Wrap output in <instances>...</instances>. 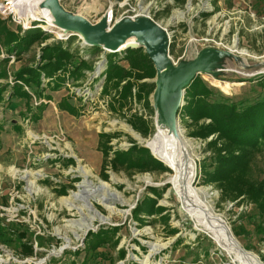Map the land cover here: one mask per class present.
Wrapping results in <instances>:
<instances>
[{
    "label": "rangeland",
    "instance_id": "rangeland-1",
    "mask_svg": "<svg viewBox=\"0 0 264 264\" xmlns=\"http://www.w3.org/2000/svg\"><path fill=\"white\" fill-rule=\"evenodd\" d=\"M93 1L61 0V3L93 21L106 3L100 2L103 6L99 10L93 7ZM148 1L142 0L138 8L147 7L154 19L167 28L174 61L194 63L197 54L209 48L242 52L249 64L264 59V0H154L156 6L165 4L158 10L148 5ZM115 10L117 15L121 13ZM0 20L20 37L32 31L47 34L41 41L25 45L20 52L16 47L8 53L0 48V58H8L7 77L0 79V84L7 86L0 102V227L9 240V244L0 242V264H237L218 241L198 227L187 208L182 207L186 213L182 210L170 184L164 186L163 181L171 173L167 167L168 171L158 173L113 170L108 166L103 176L102 154L97 149L99 132L119 133L111 140L114 149L129 147L130 138L143 145L151 133L144 137L131 127L127 117L132 113H142L149 119L152 131L151 112L142 103L133 101L121 109L111 94L101 92L108 55L104 57L101 51L84 46L76 36L63 39L49 23L24 28L8 17L0 15ZM58 41L72 61L92 60L94 68L85 71L78 81H66L57 88L55 74L47 76L40 72L36 88L42 89V94L37 96L34 87L14 78V71L18 66L36 67L42 49ZM123 54H116L115 59L127 68ZM210 68L218 80L210 83L211 76H198L212 89L211 98L222 95L236 101L264 97V85L258 84L264 76L233 80L245 76L231 70H241L233 59L219 55ZM15 83L29 92L30 109L25 98L7 99ZM62 101L76 112L58 107ZM181 109L179 125L197 167L194 187L206 189L205 199L213 210L231 229L238 230L236 239L264 264V240L260 239L258 228L262 218L253 203L242 197L223 198L214 183H203L202 162L211 161V149L206 143L216 135L204 139L189 135V127L183 123L189 118L181 115ZM202 122L208 123L209 119L199 121ZM82 166L92 171L85 177L91 187L106 183V187H98L90 194V204L71 195L79 190L84 178ZM252 171L255 178L264 176L263 156L254 161ZM102 195L110 198L101 201ZM144 195L154 198L156 206H163L164 210L135 216L132 211ZM90 222V228L86 229ZM108 226L114 230L107 232L109 240H104L102 246L93 247L97 237L85 244L89 231L97 232ZM171 228L176 229L174 233ZM28 246L32 252L24 255L22 250Z\"/></svg>",
    "mask_w": 264,
    "mask_h": 264
},
{
    "label": "trees",
    "instance_id": "trees-1",
    "mask_svg": "<svg viewBox=\"0 0 264 264\" xmlns=\"http://www.w3.org/2000/svg\"><path fill=\"white\" fill-rule=\"evenodd\" d=\"M41 33L32 31L20 37L18 32L10 30L0 20V48L8 53L16 47L20 52L28 43L35 40L41 41L47 37V34ZM62 44L58 41L53 46L44 47L38 65L36 67H16L14 78L31 88L34 87V93L40 96L42 89L36 88L40 84V72L47 76L55 74V88H57L66 81L76 82L85 76V71L93 70L92 60L72 61L70 53L62 48ZM115 57L117 56H107V66L104 73L102 72L104 77L101 92L111 94L121 109L125 104L136 101L142 103L147 111L151 112L148 100L152 89V83L148 79L154 76L151 62L144 55L142 49H127L124 52L122 59L127 62V68L119 64V60H116ZM7 62V57L0 58V79L7 77L5 68ZM258 84L263 86L264 79ZM6 87V84H0V102L3 100V92ZM212 92V89L203 83L199 76L196 77L185 91V103L181 109V115L189 118V121L183 120L185 126L189 127V135L202 139L212 134L216 135L206 143V146L211 149V161L210 163L202 162V181L204 184L214 183L219 187L223 198L236 200L242 197L253 203L262 218L258 228L262 234L260 239L264 240V176L255 178L252 174L254 161L259 156L264 158V97L233 101L222 95L211 98ZM12 98H25L27 109H30L27 102L29 92L24 89L22 84L15 83L11 86L7 99ZM110 106L113 108L112 105ZM58 107L70 113L76 112V109L65 101L60 102ZM36 116L34 115L33 118L36 119ZM202 119H209V122L199 123ZM127 122L144 137L151 133L149 119L145 118L142 113L130 114L127 117ZM118 136L117 132L101 131L98 133L97 149L102 154L101 171L104 172L103 176H106L104 169L108 166L113 170L157 171L158 173L168 171L166 166L156 159L147 147L138 145L132 138H130L129 147L114 149L111 140ZM150 190L160 194L154 188ZM163 210V206H156L154 198L144 195L132 212L137 216L141 212L151 214L161 213ZM164 217L166 219V216ZM1 228L0 242L9 244L7 234L2 232ZM112 230L114 227L108 226L99 228L97 232L89 231L85 244L90 238L97 237L93 247L102 246L104 240H109L107 232H112ZM175 230V228L170 229L173 233ZM232 231L235 236L240 234L237 229L233 228ZM31 252L32 249L29 246L22 250L24 255H29ZM123 255V253L120 254L121 258Z\"/></svg>",
    "mask_w": 264,
    "mask_h": 264
},
{
    "label": "water",
    "instance_id": "water-1",
    "mask_svg": "<svg viewBox=\"0 0 264 264\" xmlns=\"http://www.w3.org/2000/svg\"><path fill=\"white\" fill-rule=\"evenodd\" d=\"M105 2L106 3L100 10L97 19L93 21L77 10L68 9L61 3V0H37L32 6V10L34 14L42 20V23L55 22L57 26L49 28L58 30L63 38L76 36L84 46L95 51H101L104 57L107 55L120 54L127 49H142V52L154 68V77L150 80L152 83V89L148 97L152 118V131L150 137H154L156 131L154 123L156 109L152 97L158 86L157 77L159 64H161L163 60L165 61L163 62L167 67L165 76L170 77L173 75L176 78L178 87V96L173 102L169 120L175 136L180 140L181 158L184 162L185 173V178H183L181 182L185 187L187 181L190 179L191 181L189 184L193 185L197 167L190 154L187 140H183V133L178 118V113L183 105L184 94L189 83L198 75L203 77V74L211 76L210 80H208L210 83L218 80L214 77V70L210 68V65L219 55L233 59L237 66L241 68V70L231 69L233 72L245 75L236 76L233 79L235 81L254 80L263 77L264 59L249 64L242 52H237L229 48H209L201 50L197 54V61L194 63L183 62L181 59L174 61L170 55V37L167 28L157 22L153 15L144 10H140L139 8L135 11L123 10L117 15L115 12L114 0H105ZM145 24L146 26L158 30L163 37L162 40L154 42L152 36L144 29ZM138 36L140 37L139 41L135 40ZM261 66H263L262 70L259 69L258 71L254 70L252 72L251 69ZM143 146L147 147L150 153L170 170L171 173L169 175L173 173L171 170L173 168L155 156L146 143H144ZM190 158L192 160V165H190ZM176 173L178 174V170L175 174ZM169 175L163 181V184H165L164 186L170 184V191L174 192L181 208H190V203L187 201L184 203V196L178 197L173 190L172 184L168 179ZM182 210L186 213L183 208ZM217 219L219 224L227 230L228 235L236 238L224 218L220 215L217 216ZM240 249L245 253H252L244 247H241ZM260 262L263 264L261 260Z\"/></svg>",
    "mask_w": 264,
    "mask_h": 264
},
{
    "label": "bare ground",
    "instance_id": "bare-ground-1",
    "mask_svg": "<svg viewBox=\"0 0 264 264\" xmlns=\"http://www.w3.org/2000/svg\"><path fill=\"white\" fill-rule=\"evenodd\" d=\"M37 1V0H36ZM36 1L34 0H17V3L23 6H33ZM51 26H57L55 22H49ZM144 29L152 36L154 42H159L162 40L161 33L153 27L144 25ZM135 40L139 41L138 36ZM163 62H165L163 60ZM159 64L158 71V86L153 94V103L156 109L155 115V127L156 131L154 137L145 140L152 153L169 165L173 171L169 175V181L172 184L173 189L177 193L178 197L184 196V203L187 201L191 204L190 208H187L189 215L194 219L195 223L200 229L205 231L210 237L218 241L224 249L232 256L237 264H262L260 260L254 255V253H245L240 248L243 247L241 243L235 238L228 235L227 230H225L218 222L217 216H219L212 208V206L205 199L207 196V191L205 188H196L189 184L190 179L187 181L186 186L182 185V180L185 178L184 173V162L181 158V146L180 140L175 136L174 130L171 127L169 115L173 102L178 96V87L176 83V78L171 75L170 77L165 76L167 72V67L165 63ZM223 87V86H222ZM225 90V89H224ZM187 140L183 136V140ZM189 147V144H188ZM79 161V159H77ZM190 165H192V160L190 158ZM190 168V167H189ZM176 170V171H174ZM178 174L175 172H177ZM13 172H16L13 169ZM82 172L84 178L79 183V190L76 192H71L72 196L79 197L85 202L90 204L89 196L98 187H106L105 182H101L98 187H91L88 180L85 178L91 175L89 167L82 166ZM27 175V173H26ZM21 177H24L21 176ZM188 178V177H187ZM96 186V185H95ZM110 194V193H109ZM107 195H102L100 200H108ZM91 222L85 226L86 229L90 228ZM237 240V241H236Z\"/></svg>",
    "mask_w": 264,
    "mask_h": 264
},
{
    "label": "built area",
    "instance_id": "built-area-1",
    "mask_svg": "<svg viewBox=\"0 0 264 264\" xmlns=\"http://www.w3.org/2000/svg\"><path fill=\"white\" fill-rule=\"evenodd\" d=\"M36 0H34L35 2ZM142 0H114L115 2V9L117 10H130L135 11L139 7V3ZM105 0H94L93 7L101 9ZM148 5L153 6L155 10H158L165 6V4H161L160 6H156L154 0H149L147 2ZM147 8V7H146ZM143 8L144 10L149 13V9ZM116 11V10H115ZM0 15L4 18H10L13 22L21 23L24 28L29 27L31 25L40 24L39 26L43 27L42 20L34 14L32 10V6H23L17 3V0H0ZM66 38V37H65ZM63 38V39H65Z\"/></svg>",
    "mask_w": 264,
    "mask_h": 264
},
{
    "label": "crops",
    "instance_id": "crops-1",
    "mask_svg": "<svg viewBox=\"0 0 264 264\" xmlns=\"http://www.w3.org/2000/svg\"><path fill=\"white\" fill-rule=\"evenodd\" d=\"M69 83V81H67Z\"/></svg>",
    "mask_w": 264,
    "mask_h": 264
}]
</instances>
